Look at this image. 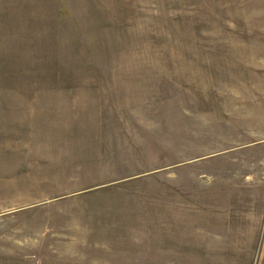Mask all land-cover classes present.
<instances>
[{"label":"rangeland","instance_id":"374dc122","mask_svg":"<svg viewBox=\"0 0 264 264\" xmlns=\"http://www.w3.org/2000/svg\"><path fill=\"white\" fill-rule=\"evenodd\" d=\"M0 264H264V0H0Z\"/></svg>","mask_w":264,"mask_h":264}]
</instances>
